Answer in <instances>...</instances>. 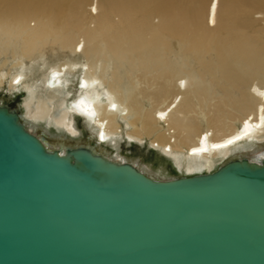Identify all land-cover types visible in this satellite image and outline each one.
I'll list each match as a JSON object with an SVG mask.
<instances>
[{
  "label": "bare ground",
  "instance_id": "1",
  "mask_svg": "<svg viewBox=\"0 0 264 264\" xmlns=\"http://www.w3.org/2000/svg\"><path fill=\"white\" fill-rule=\"evenodd\" d=\"M15 44L19 51L10 54ZM48 50L68 54L47 66L42 82L30 78L24 59L35 52L44 58ZM2 93H24L21 104L0 98V106L48 149L64 154L95 143L104 158L155 180L212 173L234 159L259 162L264 0H0ZM132 144L172 163L175 173L124 154ZM103 181L109 187L114 178ZM120 191L113 185L108 200L104 193L97 207L77 210L81 225L70 237L87 236L91 230L83 226L104 206L120 215L119 198L127 197ZM76 192L45 213L53 215L54 207L57 214L70 200L75 205L83 194ZM89 226L95 236L103 234L101 245L73 241L66 247L70 261L116 264L106 252L110 229L95 221Z\"/></svg>",
  "mask_w": 264,
  "mask_h": 264
},
{
  "label": "water",
  "instance_id": "2",
  "mask_svg": "<svg viewBox=\"0 0 264 264\" xmlns=\"http://www.w3.org/2000/svg\"><path fill=\"white\" fill-rule=\"evenodd\" d=\"M96 150L95 143L50 150L0 106V264H82L70 261L66 247L101 245L91 221L110 229L106 252L116 264H264V159H234L212 173L163 181ZM107 175L114 178L109 187ZM113 185L127 196L119 198L122 213L104 206L83 226L87 236L70 237L81 225L77 210L97 207L104 193L108 200ZM76 191L84 203L70 200L57 214L54 207L45 213Z\"/></svg>",
  "mask_w": 264,
  "mask_h": 264
},
{
  "label": "rangeland",
  "instance_id": "3",
  "mask_svg": "<svg viewBox=\"0 0 264 264\" xmlns=\"http://www.w3.org/2000/svg\"><path fill=\"white\" fill-rule=\"evenodd\" d=\"M32 24H34V22ZM17 51H19V45L18 44H15V45L9 47V52H11L10 54H12L13 52H17ZM36 53L37 52H35V55L33 54L32 57L24 59V61H25V72L29 75L30 78L36 77L40 82H42L44 79V73L47 69V66H49V65H51L57 61L62 60L68 54V53L62 52L61 50H56V51L48 50L46 57L41 58L38 55V53L37 54ZM10 54H9V56H10ZM31 58H32V60L30 61ZM0 98L3 99L4 101L8 102L10 105L15 106V105L21 104L24 101V99H23L24 93L23 94L20 93L16 97H14V96L11 97V96H9V94L2 93L0 95ZM86 137H87V135L85 134V136H83L82 139H86ZM129 150H131V151H129ZM123 153L127 154L129 156H134L136 154L141 155L144 160L149 161L151 163L150 165H153L156 168L157 167L159 168L160 166H162L164 164L167 167L168 171L169 170H171L173 172L176 171V169L174 168V165H172V163H170L169 161H163L161 159L160 160L155 159L154 154H152L150 151H147V149L145 147H140V146L138 147L137 144H132L129 147L127 145L126 146L124 145ZM153 163H155V164H153ZM177 171H179V170H177Z\"/></svg>",
  "mask_w": 264,
  "mask_h": 264
},
{
  "label": "snow or ice",
  "instance_id": "4",
  "mask_svg": "<svg viewBox=\"0 0 264 264\" xmlns=\"http://www.w3.org/2000/svg\"><path fill=\"white\" fill-rule=\"evenodd\" d=\"M113 107H115V106H113ZM232 141H229V143H231Z\"/></svg>",
  "mask_w": 264,
  "mask_h": 264
}]
</instances>
